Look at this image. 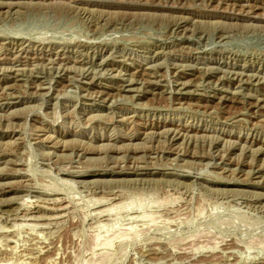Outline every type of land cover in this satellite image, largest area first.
Instances as JSON below:
<instances>
[{
  "label": "rangeland",
  "instance_id": "obj_1",
  "mask_svg": "<svg viewBox=\"0 0 264 264\" xmlns=\"http://www.w3.org/2000/svg\"><path fill=\"white\" fill-rule=\"evenodd\" d=\"M0 264H264V0H0Z\"/></svg>",
  "mask_w": 264,
  "mask_h": 264
}]
</instances>
